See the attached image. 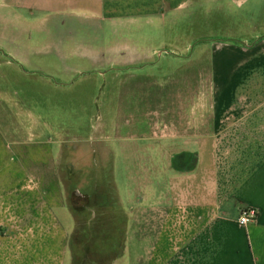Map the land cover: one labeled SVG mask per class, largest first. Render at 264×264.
I'll use <instances>...</instances> for the list:
<instances>
[{
  "label": "crops",
  "instance_id": "crops-1",
  "mask_svg": "<svg viewBox=\"0 0 264 264\" xmlns=\"http://www.w3.org/2000/svg\"><path fill=\"white\" fill-rule=\"evenodd\" d=\"M203 6L227 8L248 24L249 39L213 43L226 57L212 69L207 129L184 142L195 152L184 145L170 156L166 147L163 199L137 197L126 214L116 196L105 202L98 193L96 207L78 211L56 157L23 144L14 160L2 142L0 264H264V0H0V20L27 14L120 26ZM246 207L258 216L240 225Z\"/></svg>",
  "mask_w": 264,
  "mask_h": 264
},
{
  "label": "rangeland",
  "instance_id": "rangeland-1",
  "mask_svg": "<svg viewBox=\"0 0 264 264\" xmlns=\"http://www.w3.org/2000/svg\"><path fill=\"white\" fill-rule=\"evenodd\" d=\"M218 11L191 7L120 26L0 20V143L14 160L23 144L56 157L78 211L96 207L98 193L116 196L126 214L137 197L155 204L167 193L166 147L170 156L184 145L195 152L184 142L207 129L212 69L226 57L213 43L249 39L246 22Z\"/></svg>",
  "mask_w": 264,
  "mask_h": 264
},
{
  "label": "built area",
  "instance_id": "built-area-1",
  "mask_svg": "<svg viewBox=\"0 0 264 264\" xmlns=\"http://www.w3.org/2000/svg\"><path fill=\"white\" fill-rule=\"evenodd\" d=\"M258 213L257 210L252 207H246L241 209L238 223L240 225H247L254 222L257 219Z\"/></svg>",
  "mask_w": 264,
  "mask_h": 264
}]
</instances>
